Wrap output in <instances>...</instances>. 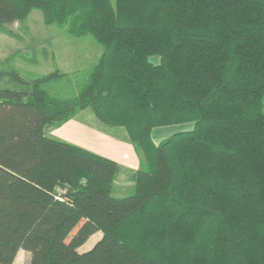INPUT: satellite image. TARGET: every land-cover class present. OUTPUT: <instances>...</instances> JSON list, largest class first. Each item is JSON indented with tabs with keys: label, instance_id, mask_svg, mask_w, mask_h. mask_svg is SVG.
Segmentation results:
<instances>
[{
	"label": "trees",
	"instance_id": "16d2710c",
	"mask_svg": "<svg viewBox=\"0 0 264 264\" xmlns=\"http://www.w3.org/2000/svg\"><path fill=\"white\" fill-rule=\"evenodd\" d=\"M31 9L102 50L71 99L0 70V264H264V0H0V29ZM85 109L138 151L129 195L46 135Z\"/></svg>",
	"mask_w": 264,
	"mask_h": 264
},
{
	"label": "rangeland",
	"instance_id": "374dc122",
	"mask_svg": "<svg viewBox=\"0 0 264 264\" xmlns=\"http://www.w3.org/2000/svg\"><path fill=\"white\" fill-rule=\"evenodd\" d=\"M101 50L88 34L76 36L68 25L46 24L39 9H31L23 20L0 29V70H13L26 81L56 72L60 76L50 79L44 87L58 99H71L78 93ZM150 61L155 64L159 59L154 57ZM4 87H11L5 79L0 80V88ZM95 239L93 234L80 251L88 250ZM29 258V253L22 250L16 254L14 264H29Z\"/></svg>",
	"mask_w": 264,
	"mask_h": 264
},
{
	"label": "crops",
	"instance_id": "0c3cea01",
	"mask_svg": "<svg viewBox=\"0 0 264 264\" xmlns=\"http://www.w3.org/2000/svg\"><path fill=\"white\" fill-rule=\"evenodd\" d=\"M188 125L189 123H185L153 128L150 133L151 141L157 145L176 132L190 130L192 127ZM46 135L116 162L120 171L112 183V195L123 197L132 192L134 183L131 174L142 167V162L138 151L122 128L102 124L89 109H85L62 125L48 128ZM94 235L96 239L100 236L99 233ZM20 251L22 250L17 254Z\"/></svg>",
	"mask_w": 264,
	"mask_h": 264
},
{
	"label": "built area",
	"instance_id": "2783aa9c",
	"mask_svg": "<svg viewBox=\"0 0 264 264\" xmlns=\"http://www.w3.org/2000/svg\"><path fill=\"white\" fill-rule=\"evenodd\" d=\"M58 199H60L59 197H57Z\"/></svg>",
	"mask_w": 264,
	"mask_h": 264
}]
</instances>
